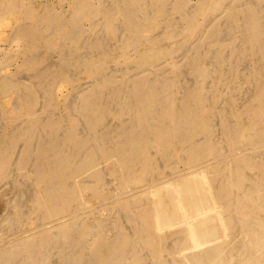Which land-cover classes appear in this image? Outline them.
Returning a JSON list of instances; mask_svg holds the SVG:
<instances>
[{
  "label": "bare ground",
  "instance_id": "bare-ground-1",
  "mask_svg": "<svg viewBox=\"0 0 264 264\" xmlns=\"http://www.w3.org/2000/svg\"><path fill=\"white\" fill-rule=\"evenodd\" d=\"M0 264H264V0H0Z\"/></svg>",
  "mask_w": 264,
  "mask_h": 264
},
{
  "label": "rangeland",
  "instance_id": "rangeland-1",
  "mask_svg": "<svg viewBox=\"0 0 264 264\" xmlns=\"http://www.w3.org/2000/svg\"><path fill=\"white\" fill-rule=\"evenodd\" d=\"M80 78H81V81H82V82L86 81V76L82 75V76H80ZM61 110H62V109H61ZM61 110H60V111H61ZM110 122H111V124H112V119L108 120V122H107V124H106V127H110V126H111ZM13 173H14V172H13ZM15 175H16V174H13L14 177H15Z\"/></svg>",
  "mask_w": 264,
  "mask_h": 264
}]
</instances>
